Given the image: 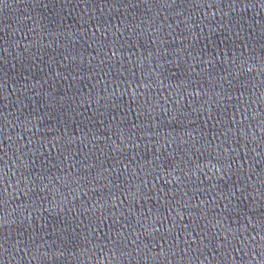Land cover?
Masks as SVG:
<instances>
[{
  "label": "water",
  "instance_id": "1",
  "mask_svg": "<svg viewBox=\"0 0 264 264\" xmlns=\"http://www.w3.org/2000/svg\"><path fill=\"white\" fill-rule=\"evenodd\" d=\"M0 264H264V0H0Z\"/></svg>",
  "mask_w": 264,
  "mask_h": 264
}]
</instances>
